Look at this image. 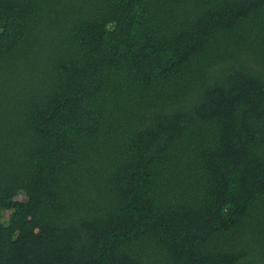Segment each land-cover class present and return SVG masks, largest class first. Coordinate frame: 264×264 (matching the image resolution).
Listing matches in <instances>:
<instances>
[{
    "label": "trees",
    "instance_id": "16d2710c",
    "mask_svg": "<svg viewBox=\"0 0 264 264\" xmlns=\"http://www.w3.org/2000/svg\"><path fill=\"white\" fill-rule=\"evenodd\" d=\"M0 264H264V0H0Z\"/></svg>",
    "mask_w": 264,
    "mask_h": 264
},
{
    "label": "rangeland",
    "instance_id": "374dc122",
    "mask_svg": "<svg viewBox=\"0 0 264 264\" xmlns=\"http://www.w3.org/2000/svg\"><path fill=\"white\" fill-rule=\"evenodd\" d=\"M16 198H21L20 196H18L17 194L15 195Z\"/></svg>",
    "mask_w": 264,
    "mask_h": 264
}]
</instances>
